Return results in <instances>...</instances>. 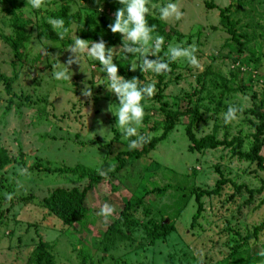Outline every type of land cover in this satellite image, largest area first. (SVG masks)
I'll return each instance as SVG.
<instances>
[{
  "label": "rangeland",
  "instance_id": "374dc122",
  "mask_svg": "<svg viewBox=\"0 0 264 264\" xmlns=\"http://www.w3.org/2000/svg\"><path fill=\"white\" fill-rule=\"evenodd\" d=\"M67 1L70 11L80 12L81 18L72 24L64 40H54L40 35L38 25L42 26L46 17H52L55 6L44 2L45 7L32 10L26 6V0H17L21 5L15 15L17 20L33 21L27 31L29 38L17 53L4 37L13 34V15L4 10L12 5L9 0H0V73L12 81L11 87L6 88L0 78V146L15 159L0 169V264H35L33 252L39 240L48 245L56 264H231L234 245L240 249L238 263L244 264L247 251L257 254L264 243V171L255 162L232 156L226 146L189 150L186 134L191 121L189 114L180 116L172 131L153 150H143V143L129 150L128 141L113 127L115 117L108 108L118 101L103 84L99 85L103 74L98 66L85 59L80 70L78 64L69 66L73 73L70 81L52 79L57 62L64 63L73 55L65 48L76 35L91 42L95 26L89 15L100 13L105 19L114 20V12L105 10L103 4ZM149 2L162 4L165 0ZM177 2L183 12L180 20L163 22L158 14L152 18L172 32V39L165 46L179 43L195 47L200 67L180 60L171 63L169 73L161 76L142 74L130 66L125 67L124 74L118 70L126 79L135 76L145 83L154 79L155 94L158 88L163 90L162 102L167 104L152 97L138 131L145 135L146 142L159 137L164 131L166 113L187 111L195 106L192 100L201 97L198 107L202 116L194 123V133L197 136L215 133L219 139L241 137L248 149L253 131L248 110L264 95V0ZM210 5L231 6L229 16L236 21L240 40L247 43L242 53L227 27L220 23L218 7ZM152 11L155 13V9ZM100 32L106 39L107 28L103 26ZM82 33L88 38H83ZM105 46L118 50L122 45ZM165 46L162 52L166 51ZM250 50L255 51V57H258L256 50L262 52L258 61L247 62L253 57ZM125 61L117 62L114 57L117 69L124 67ZM135 62L136 57H132L129 63ZM221 77L226 79L227 86H220ZM86 84L91 97L82 96ZM229 105L237 106L239 111L237 119L226 125L223 114ZM110 108L114 110L115 105ZM101 127L112 132L105 131L101 136L98 134ZM133 150L137 152L121 156L125 165L117 173L92 187L86 200L87 214L71 229L39 205L56 187L82 189L88 185L87 177L78 178L80 171L67 174L63 169L79 166L81 170L104 175L119 166L120 161L113 160L118 153ZM261 154L264 157V148ZM21 159L24 165L18 162ZM221 173L230 182L223 184L219 193L205 194L196 200L199 192L216 188ZM239 185L260 191L254 192L249 200L245 188L236 190ZM158 188L164 191L159 193ZM7 194L33 195L35 199L28 205L25 204L28 201H10ZM199 202L203 204L202 214L198 226L192 228ZM104 204L114 209L109 217L97 215ZM125 207L131 218L137 220L134 242L123 229L104 250L92 237L106 231ZM156 223L168 224L172 230L147 246L144 239H148V229ZM256 226L263 227L254 237ZM247 236L250 238L244 241Z\"/></svg>",
  "mask_w": 264,
  "mask_h": 264
},
{
  "label": "trees",
  "instance_id": "16d2710c",
  "mask_svg": "<svg viewBox=\"0 0 264 264\" xmlns=\"http://www.w3.org/2000/svg\"><path fill=\"white\" fill-rule=\"evenodd\" d=\"M85 1H91L92 5L97 4H103L104 9L108 10V12H114L117 8L121 7L120 4L117 3V0H102V3H94L93 0H85ZM12 7L4 9L6 10V13H10L13 15V34L4 36L5 39L8 41L10 46L14 49L15 52L19 53V47L21 44L26 42L29 38V33L27 31L31 29V26L33 25V21L31 19H24L21 21H18L17 17L15 16L17 13V10L19 8V4H17V0H9ZM45 3L48 5L55 6V9H52V17L54 18H62L65 21V26L69 27L71 30V26L73 23H77L80 18L81 14L80 12H71L69 8V3L67 0H44ZM211 8L218 7L216 5H210ZM220 13V23L225 25L227 27V31L231 35L232 40L238 44V51L243 52L245 50V47L247 46L246 42H243L240 40L239 33L236 31V21H234L230 16L229 12L231 10V6L227 7H218L217 8ZM97 15H89L88 19L89 21L93 23L95 26V30L93 31L94 36L91 38V40L99 41L103 40L105 42V45H115L120 43L122 45L120 35L119 33H112L108 27L109 24L113 22L112 19H105V15H101L100 13H96ZM109 14V13H108ZM100 16L96 18V16ZM96 18V19H95ZM148 20L149 25H155V33L162 35L164 37V43L167 44L172 39V32L166 31V25L162 22H160L158 19H154V17H146ZM43 26V29L41 28ZM38 25L39 34L44 36L46 39H54L56 40L58 37L56 33L52 30L51 26L48 25L45 21H43V25ZM104 27L108 30V35L106 39H103V37L100 35V29ZM30 27V28H27ZM176 35H180L178 31H174ZM83 38H88L84 33L81 34ZM246 37V35H242ZM90 39V38H89ZM258 57H255V51L250 50L253 57H249L248 61L255 60L258 61L261 55V51L256 50ZM264 54V52H263ZM132 54H127L129 57L126 59L124 67L118 68L119 72L124 74L125 73V67L129 68V62ZM248 64V63H247ZM15 65V63H14ZM0 78L4 79V82L6 83V88H10L12 81L9 77L6 75L0 73ZM162 80V78L160 79ZM161 82V81H160ZM220 86H227L226 79L223 77L220 78ZM160 86V85H159ZM162 88H158V93L153 96L155 99H159L160 102H162ZM191 100V98H190ZM201 97H197L195 100H192V103L195 104L194 107H191L187 111L184 112H176L175 114L171 115L169 113H166V120H165V126L164 131L162 135L159 137L153 138L149 142H143L144 149L143 150H153L155 146L164 140L167 135L172 131L174 128L176 122H178L180 116L184 114H189L191 117L190 123L186 127V134L189 141V150L194 151H201L203 149H215L219 146H226L230 148L232 156L237 157L238 159L244 160L246 162H255L258 169L260 171H264V157L261 154L262 149L264 148V95L261 101L258 104L253 105V109L248 110V114H251V128L253 131L251 132V138H252V145L245 149L243 145V139L241 137H232L228 138L225 137L223 139H219L215 133L206 134L204 136H197L194 133V123L196 121H199L201 119V111L199 109V103L201 102ZM162 104L166 105L167 103ZM134 152H137L136 150L133 151H127V153H118L116 156V159H113L114 161H120L119 166H117L113 171L106 172L104 175L97 171H88V170H81L79 166L74 168H65L62 170V172H65L67 174H72L77 171H80L79 179L81 180L84 177H87L89 183L84 188L80 189L79 187H72L70 189L64 188V187H56L52 189L49 194L42 198L41 201H39V205L43 207L44 211L48 213L49 215H53L58 218V221L66 226L68 229L75 226L79 221H81L87 214V206H86V200L88 193L92 189L94 185L100 184L103 180H105L107 177L111 176L114 173H117L124 165H125V159L121 158L123 154H129L132 155ZM20 156H22L21 151L19 152ZM15 162V159L11 157L8 154V151L5 147L0 146V169L5 168L10 163ZM20 165H24V159L18 160ZM222 177L217 181V186L213 190H204L199 192L196 195V200H199L202 195H209L217 194L220 192V187L223 184H227L230 182V180L221 173ZM242 188H245L248 191L249 194V200L252 199V196L254 192L260 191L250 189L246 185H239L236 187L237 191H241ZM159 193H162L164 190L157 189ZM35 199V196L29 195V196H17L13 194L11 198L9 199L12 202L16 201H24L28 203L25 204H32L29 201H33ZM29 207V206H26ZM203 210V204L202 202H199L198 208L196 212L193 215L192 218V228L198 226L199 219L202 214ZM148 212V210H146ZM56 219V218H55ZM137 220L131 218L130 213L128 212V208L125 207L124 209L120 210L119 216L116 217L111 223L108 224L106 231H102L99 235L93 236V242L97 245H102L104 250H107L113 243V239L116 237L117 233H121L123 229L126 230L127 238H131L133 241V233L135 229ZM264 226V224H263ZM261 226V227H263ZM261 227L256 226L254 228V231L252 235L256 237L261 230ZM172 228L168 224H160L156 223L154 227L151 229H148L147 236L148 239H144V244L147 246H151L155 243V241L159 238H165L168 234H170ZM231 232H235L233 229H229ZM65 236V233H64ZM250 238V236H247L244 238V241H247ZM134 242V241H133ZM240 252V249L237 245H234L231 247V254L230 258L232 259L231 264H239L238 263V254ZM247 257L244 262V264H264L263 260V253H264V243L261 246V251L257 254L253 253L250 249L247 251ZM34 256V263L35 264H56L54 261V256L51 252L48 251V245L43 242L42 240L38 241V244L33 252ZM83 258L85 260V255H83ZM228 260V259H227ZM224 263L225 260H223Z\"/></svg>",
  "mask_w": 264,
  "mask_h": 264
},
{
  "label": "clouds",
  "instance_id": "9594fccd",
  "mask_svg": "<svg viewBox=\"0 0 264 264\" xmlns=\"http://www.w3.org/2000/svg\"><path fill=\"white\" fill-rule=\"evenodd\" d=\"M94 3H102V0H93ZM121 7L117 8L114 13V20L108 25L112 33H119L122 46L118 50L113 47H106L103 40L89 42L81 39L77 35L65 48L71 54L64 63L59 61L52 71V79L57 81H70L72 71L69 66L78 64L81 69L82 60L93 62V66H98L100 73L103 74V84L107 91L114 95L118 103L115 109L108 110L115 117L114 128L120 131V134L128 141L129 150L137 148L143 142H146L145 135L138 131L145 117V108L147 102L154 96L155 80L148 82L140 81L135 76L126 79L118 74L117 63L119 60H126L127 54L136 57L135 63H129L131 70L139 69L143 74L150 72L155 76L166 75L170 71V65L180 60L185 61L189 66L199 68V61L195 55L194 46H181V44L164 45V37L155 33V25H149L146 17H152L158 14V19L163 22L169 20H180L183 12L178 6L177 0H165L164 3L152 4L149 0H117ZM26 6L32 10H38L46 6L44 0H26ZM155 9V13L152 11ZM45 22L51 26L60 40H64L70 33V28L65 26L62 18L46 17ZM162 46L166 51L162 52ZM46 49V48H45ZM43 50L45 54L46 51ZM155 59H149L148 57ZM88 78V76H87ZM89 79V78H88ZM92 92L86 84L82 89V96L91 97ZM239 109L235 105H229L223 114L224 124H229L237 119ZM100 123V121H98ZM112 131L108 128L101 127L98 134ZM11 198V194H7ZM114 209L109 204L100 207L97 215L109 217Z\"/></svg>",
  "mask_w": 264,
  "mask_h": 264
}]
</instances>
